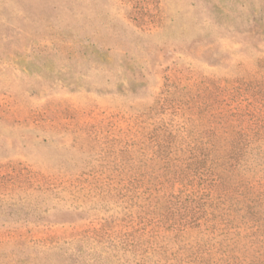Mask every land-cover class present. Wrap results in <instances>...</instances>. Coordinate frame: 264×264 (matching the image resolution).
Segmentation results:
<instances>
[{"label":"rangeland","instance_id":"obj_1","mask_svg":"<svg viewBox=\"0 0 264 264\" xmlns=\"http://www.w3.org/2000/svg\"><path fill=\"white\" fill-rule=\"evenodd\" d=\"M208 100L264 120V0H0V264H220L218 231L141 230L190 220L146 181L157 140L207 141Z\"/></svg>","mask_w":264,"mask_h":264},{"label":"trees","instance_id":"obj_2","mask_svg":"<svg viewBox=\"0 0 264 264\" xmlns=\"http://www.w3.org/2000/svg\"><path fill=\"white\" fill-rule=\"evenodd\" d=\"M215 103L208 100L197 107L216 124L206 130L207 141L180 149L171 143L169 134L157 140L154 152L163 159V172L146 181L147 207L164 208L160 214L164 220L171 217L169 208H189L190 220L180 226L154 224L141 230L148 236L156 234L158 228L174 236L218 231L223 234L219 244L228 240L230 244L225 246L231 245L220 264H264V120L255 111L239 106L217 110ZM172 147L186 155H177L173 160ZM176 184L180 187L175 189ZM220 205H226L223 209L227 214L209 212V217L203 216L208 212L205 208ZM217 217L221 222H215ZM106 228L104 225L70 234L99 240ZM239 237L247 238L242 245L251 251L245 259L231 254L238 247Z\"/></svg>","mask_w":264,"mask_h":264}]
</instances>
